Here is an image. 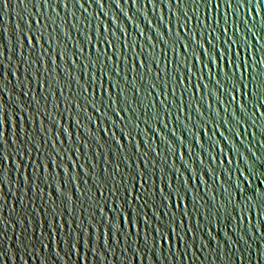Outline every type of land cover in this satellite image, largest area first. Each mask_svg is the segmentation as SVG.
I'll use <instances>...</instances> for the list:
<instances>
[{"label": "water", "instance_id": "water-1", "mask_svg": "<svg viewBox=\"0 0 264 264\" xmlns=\"http://www.w3.org/2000/svg\"><path fill=\"white\" fill-rule=\"evenodd\" d=\"M262 101L264 0H0V264H264Z\"/></svg>", "mask_w": 264, "mask_h": 264}, {"label": "snow or ice", "instance_id": "snow-or-ice-1", "mask_svg": "<svg viewBox=\"0 0 264 264\" xmlns=\"http://www.w3.org/2000/svg\"><path fill=\"white\" fill-rule=\"evenodd\" d=\"M217 6H218V5H217ZM259 12H260V9H259V6L257 5V13L259 14ZM38 23H39V22H38ZM29 39L31 40V37H29ZM215 62L217 63V66H219V65H218V61H215ZM233 98L235 99V97H233ZM261 103L264 104V101H262ZM241 109H243V104H241ZM257 111H260V108H259V107L257 108ZM260 116H261V117H264V111H260ZM237 119H238V117H237ZM260 176L264 177V172H261V173H260ZM176 199H177L178 202H179V200L181 199V197H180L179 194H177Z\"/></svg>", "mask_w": 264, "mask_h": 264}]
</instances>
